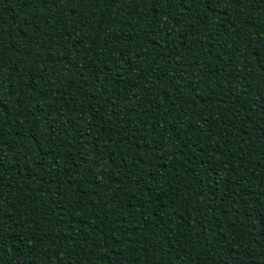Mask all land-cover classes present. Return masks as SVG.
Segmentation results:
<instances>
[{
    "label": "trees",
    "instance_id": "16d2710c",
    "mask_svg": "<svg viewBox=\"0 0 264 264\" xmlns=\"http://www.w3.org/2000/svg\"><path fill=\"white\" fill-rule=\"evenodd\" d=\"M260 53L264 0H0V264H264Z\"/></svg>",
    "mask_w": 264,
    "mask_h": 264
},
{
    "label": "snow or ice",
    "instance_id": "6c2138e0",
    "mask_svg": "<svg viewBox=\"0 0 264 264\" xmlns=\"http://www.w3.org/2000/svg\"><path fill=\"white\" fill-rule=\"evenodd\" d=\"M204 4L206 5V7L208 9H212L213 5H218L220 3V0H203ZM237 2H239V0H237ZM179 3L181 5V7L183 8L184 5L188 4V3H195V0H179ZM152 4L153 6H158L160 4V0H152ZM157 28H160L161 25H156ZM259 58H258V63L260 65H264V53H260L258 54Z\"/></svg>",
    "mask_w": 264,
    "mask_h": 264
}]
</instances>
